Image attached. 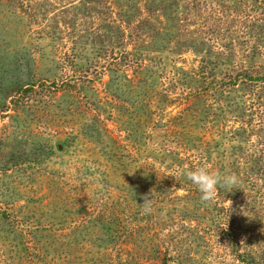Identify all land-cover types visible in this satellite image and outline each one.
Listing matches in <instances>:
<instances>
[{
  "label": "rangeland",
  "instance_id": "374dc122",
  "mask_svg": "<svg viewBox=\"0 0 264 264\" xmlns=\"http://www.w3.org/2000/svg\"><path fill=\"white\" fill-rule=\"evenodd\" d=\"M0 264H264V0H0Z\"/></svg>",
  "mask_w": 264,
  "mask_h": 264
},
{
  "label": "clouds",
  "instance_id": "9594fccd",
  "mask_svg": "<svg viewBox=\"0 0 264 264\" xmlns=\"http://www.w3.org/2000/svg\"><path fill=\"white\" fill-rule=\"evenodd\" d=\"M186 177L197 187L201 199L205 202L214 200L218 195V189H231L238 182L235 175L222 177L219 173L213 174L204 167L187 171ZM143 205L145 214L150 213V200H145Z\"/></svg>",
  "mask_w": 264,
  "mask_h": 264
}]
</instances>
